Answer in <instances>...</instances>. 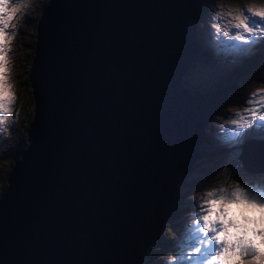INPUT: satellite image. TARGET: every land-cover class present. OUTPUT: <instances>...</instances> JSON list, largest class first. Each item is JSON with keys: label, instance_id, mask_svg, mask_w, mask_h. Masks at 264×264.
I'll use <instances>...</instances> for the list:
<instances>
[{"label": "water", "instance_id": "1", "mask_svg": "<svg viewBox=\"0 0 264 264\" xmlns=\"http://www.w3.org/2000/svg\"><path fill=\"white\" fill-rule=\"evenodd\" d=\"M206 0H46L27 76V143L0 193V264H142L205 125L237 79H182ZM243 169L264 170L249 139Z\"/></svg>", "mask_w": 264, "mask_h": 264}, {"label": "snow or ice", "instance_id": "2", "mask_svg": "<svg viewBox=\"0 0 264 264\" xmlns=\"http://www.w3.org/2000/svg\"><path fill=\"white\" fill-rule=\"evenodd\" d=\"M30 3L31 0H0V131L8 122L15 102L14 95H9L12 88L8 83L10 44L15 36L16 24ZM222 11L228 19L221 16L220 22L213 25L212 45L216 52L234 60L253 55L256 45L264 42V6ZM247 103L250 107L235 113V118L219 129L217 139L221 146L230 150L232 157L238 156L233 150L249 139L264 142V94L253 93ZM241 183L227 189L221 186L207 191L205 196L194 202V215L186 217L178 228L174 254L162 264H255L258 258L264 260V253L253 241V237H260V243L264 244V226H257V218L250 221L244 211H240L239 215L245 222L240 223L232 209L233 205L239 208L241 201L245 205H254L253 209L264 208V177L255 184L248 181ZM211 201H219L217 210H213ZM210 213L214 219L205 229L204 217ZM259 217L264 223V214ZM230 229L239 230L231 242L218 239L221 233L227 236ZM248 232L251 236L247 235ZM233 253L238 257L234 261Z\"/></svg>", "mask_w": 264, "mask_h": 264}, {"label": "rangeland", "instance_id": "3", "mask_svg": "<svg viewBox=\"0 0 264 264\" xmlns=\"http://www.w3.org/2000/svg\"><path fill=\"white\" fill-rule=\"evenodd\" d=\"M45 3L46 0H31L27 11L22 13V18H19V22L16 24L15 36L10 44V52L8 55V83L12 86V88L9 95H14L15 102L12 105L13 112L10 115L8 122L3 126V130L0 131V193L3 192L5 188V174L10 169L8 158L4 156L3 149H5L6 146L13 147L15 145L19 132H22L24 119L28 116L29 111L33 110V101L30 100V97H32L31 85L30 82L29 84H26L23 78V75L27 73L28 70L30 52L23 42H27L31 37H34L33 31L35 30L34 23L37 17V11ZM246 6H264V0H208L206 11L204 12L198 25L199 33L197 35L199 36L201 44L206 42L209 45L212 57L202 55L195 59L189 71L185 73V80L190 87L195 88L198 91L210 90L216 84L225 82V78L233 72V70L230 71L231 68H242L252 61L251 56L241 60H234L232 57L226 56L223 53H217L212 45V42L209 44L205 38L206 34H208L207 27H210V23H212L214 19L217 20V23L220 22L219 17L221 16H223L225 20L228 19L222 10H239L245 8ZM258 46L261 47L255 48V54L259 51H264V42L259 43ZM229 57L232 60L228 59ZM212 59L219 60V63L213 62ZM260 65L264 66V61ZM18 76H22V78L18 79ZM255 81H260V83L262 81L264 82V69H261V77L256 78ZM248 83L243 84L241 87L240 83L235 88L231 89V93L229 94L227 101H225L221 107L214 112L215 114L212 118H210L209 123L207 122L206 124L205 133L207 138L210 136V132H208L209 126L212 133L215 132L212 130L214 126L219 130L220 126L218 127V122L219 120H222L223 117L228 115L226 110H230L232 107L238 105L234 103L236 100H232V98H235L234 96H241L242 92L246 94L254 93L255 88L249 89L252 84L249 85ZM261 89L264 90V84L261 85ZM225 114L226 116H224ZM10 137L11 140H9ZM20 137L19 146L25 142L23 134H20ZM216 141H218L217 138L212 141H208L205 138L202 140L201 153L197 157L198 159L195 160L192 167L193 169L191 168L192 170L190 172L188 171L181 179V182H179L180 186L177 188L178 196L175 204L173 205V211L176 216L180 217L179 220L184 217L183 212L194 206V201H197V198L188 197L186 192L187 187L190 188L193 185L205 186L211 184L212 182H218L212 190H216L221 186L227 189L237 183H241L242 181H248L255 184L257 180L264 177V170L247 171L243 169L240 159L238 158L241 145L233 150L238 153V156L232 157L230 154L226 155L224 151L222 152L220 150L221 145L217 146ZM209 150H213V152H210ZM8 157H11L10 153L8 154ZM210 166H212V168L209 173L216 171L217 175L206 177L209 175L207 167ZM199 168L201 170H198ZM200 174H202L205 178H202L201 176L199 179L191 178L194 175L197 176ZM214 177L219 178L217 180ZM241 186L243 187V183H241ZM203 196H205V194H203L202 197ZM184 205L188 207H183ZM240 209L244 211V214L249 217L250 221L261 215L259 208H246L244 205H241ZM239 213L240 211H238L237 219L243 224L245 221ZM249 226H251V224H249ZM175 228H179L177 227L176 222H171L169 227L166 224L162 229H160L157 241L150 252L152 258L147 264H162L163 261L167 260L165 255H161L159 257L156 256L157 254H155V252L160 249L165 250L170 248L171 253H174V241L178 239V232ZM167 231H169L168 234Z\"/></svg>", "mask_w": 264, "mask_h": 264}, {"label": "trees", "instance_id": "4", "mask_svg": "<svg viewBox=\"0 0 264 264\" xmlns=\"http://www.w3.org/2000/svg\"><path fill=\"white\" fill-rule=\"evenodd\" d=\"M35 35V30L33 31V36ZM35 40V37H31L27 42H23L25 43V46L28 48L29 52H30V56L33 54V42ZM203 53L202 51V48L200 47V50L197 51L196 55H195V58L196 57H200L202 55H205V56H208L209 54H201ZM262 54L263 53H256L254 56H253V61L249 64L246 65V67H242V68H236L227 78H226V82H230L233 78L234 79H239L240 78V75H244V80L245 81H250V80H253V79H256L258 77H260L261 75L259 74V69H258V65L261 63L262 61ZM195 58L192 60V64L193 62L195 61ZM189 70H187L186 72H188ZM185 72V73H186ZM185 76V74H184ZM22 76H19V79H21ZM23 78H24V81L26 82V84H29V79H28V76H27V73H25L23 75ZM182 82L186 85V86H189L185 80V77L182 79ZM30 100L33 101V98L30 97ZM224 103V102H223ZM222 103V104H223ZM221 104V105H222ZM31 117H32V111L30 110L29 113H28V116L24 119V124H23V127H22V132H19V137H20V134H23V138L25 140V142L22 143L21 146H19L20 144V140L18 141V144L15 148V150L11 151L10 154H11V157H8V154H7V158H8V162H9V165L11 167L12 165V162H13V159H19L20 156H19V153L20 151L24 148L25 144L27 143V140H26V136L24 135V131H23V128L28 124V122L31 120ZM209 123V122H208ZM206 127V126H205ZM21 139V137H20ZM11 158V160H10ZM6 180L4 181V187L6 186ZM180 186V185H179ZM178 186V187H179ZM178 192V190H177ZM155 244L151 245L150 247V251L152 250L153 246ZM150 251L147 253V255L144 257L143 259V264H147L148 261H150V259L152 258L151 255L149 254Z\"/></svg>", "mask_w": 264, "mask_h": 264}, {"label": "clouds", "instance_id": "5", "mask_svg": "<svg viewBox=\"0 0 264 264\" xmlns=\"http://www.w3.org/2000/svg\"><path fill=\"white\" fill-rule=\"evenodd\" d=\"M207 5H208V0H206V6H205V9L202 11V17H203V14H204V12L206 11V8H207ZM202 17H201V19H202ZM238 18V17H237ZM200 19V20H201ZM200 20H199V22H200ZM213 21H214V23H213ZM212 21V23H210V27H207V32H208V34H206V40L208 39V38H214V35H213V33H214V28H213V25L214 24H218L216 21V19H214ZM199 22H198V25H199ZM241 23H243V21H241ZM198 27H197V30H196V40H197V43H198V45H199V47L200 46H202V44L200 43V41H199V36L197 35L199 32H198ZM198 37V38H197ZM257 47H261V46H258V44H257V46H256V48ZM258 53H263V51H259ZM255 55V51H254V54L253 55H251V59H253V56ZM195 57H193V59H194ZM197 58V57H196ZM195 58V59H196ZM192 59V60H193ZM219 63V62H218ZM191 65H192V61H191V63L189 64V67L187 68V70H189L190 69V67H191ZM186 70V71H187ZM185 71V72H186ZM185 74V73H184ZM185 77V76H184ZM18 79H19V76H18ZM16 80H17V78H16ZM32 111V110H31ZM12 112H13V108H12ZM12 112H11V114H12ZM10 114V115H11ZM207 138V137H206ZM9 140H11V137L9 138ZM20 140V137L18 136V139L15 141V145L13 146V147H8V146H6V148L5 149H3V153H4V156L5 157H7V154H9L11 151H13V150H15V148H16V146H17V144H18V141ZM237 198L239 199V196H237ZM223 199V197H221V200ZM211 204H212V208H213V210L215 211V210H217L218 209V204H219V201H211ZM241 205H244V207H250V208H252V207H255L254 205H245L244 204V202L243 201H241ZM225 207L227 208V207H229V205H225ZM259 211H260V213H262V214H264V208H259ZM214 219V216H213V214H209V216H206V217H204V221H205V223H204V228L205 229H207L208 228V226H209V224L211 223V221ZM257 226H264V223H262L261 222V220H260V217H258L257 218ZM239 230L238 229H230L229 230V234L227 235V236H225V234L224 233H221L220 234V237L218 238V239H226L227 241H229V242H231V240L232 239H234V235L238 232ZM247 235L248 236H251V232H248L247 233ZM260 237H253V241H254V243L256 244V246H257V248L259 249V251L261 252V253H264V244H261L260 243ZM225 253H227V249H225ZM232 255V260L234 261L235 259H238V257H236L235 256V254L233 253V254H231ZM255 264H264V260H261V259H257L256 261H255Z\"/></svg>", "mask_w": 264, "mask_h": 264}, {"label": "bare ground", "instance_id": "6", "mask_svg": "<svg viewBox=\"0 0 264 264\" xmlns=\"http://www.w3.org/2000/svg\"><path fill=\"white\" fill-rule=\"evenodd\" d=\"M235 88V87H234ZM255 90V89H254ZM261 94H264V90L261 92ZM247 95L248 94H246V93H244V92H242V95L240 96V95H237V96H234L235 98H232V100H236L234 103H236V104H238V106L242 109V110H245L246 109V107L247 106H249V104L247 103ZM226 112H228V115L226 116V114L224 115V116H226V117H223V119L222 120H219V122H218V127L220 126V128H221V126L222 125H224V124H227V123H229L230 122V119H232V118H235L234 117V114H235V112L233 111V110H226ZM213 129H216V127L214 126V128ZM216 143H217V146H220V143H219V141H216ZM213 145V144H212ZM220 150L223 152H225L226 153V155H229V149L228 148H226V147H223V146H221L220 147ZM210 152H213V150H209ZM198 159V158H197ZM198 161V160H197ZM224 161V160H223ZM195 163V162H194ZM220 165V164H219ZM217 166V165H216ZM201 168V167H200ZM198 169V170H201V169ZM208 168V169H207ZM206 169H207V172L209 173L210 171H211V168H212V166H210V167H207ZM193 169V168H192ZM191 169V170H192ZM190 170V171H191ZM189 171V172H190ZM263 171V170H262ZM206 172V173H207ZM217 175V172L216 171H213V172H211V173H209V175L208 176H206V177H210V176H216ZM200 176L201 175H194V176H192L191 178H193V179H199L200 178ZM215 179H217L218 180V178L217 177H214ZM211 179V178H210ZM209 180V179H208ZM249 181H250V178H249ZM181 182V181H180ZM208 183V182H207ZM201 184V183H200ZM178 186H179V184H178ZM197 186V185H196ZM206 195V194H205ZM194 201V200H193ZM194 202H197V201H194ZM192 206V205H191ZM183 207H188V206H183ZM185 218H186V216L185 217H183V218H181L180 220H179V222H177L176 223V225H179V224H183L184 223V221H185ZM165 223H166V220L162 223V226H161V228H163V226L165 225ZM180 225V226H181ZM178 227V226H177ZM176 229V228H175ZM177 230V232H178V229H176ZM158 236H159V234H158ZM158 238V237H157Z\"/></svg>", "mask_w": 264, "mask_h": 264}, {"label": "flooded vegetation", "instance_id": "7", "mask_svg": "<svg viewBox=\"0 0 264 264\" xmlns=\"http://www.w3.org/2000/svg\"><path fill=\"white\" fill-rule=\"evenodd\" d=\"M226 101H227V100H226ZM220 107H221V106H220ZM220 107H219V108H220Z\"/></svg>", "mask_w": 264, "mask_h": 264}]
</instances>
